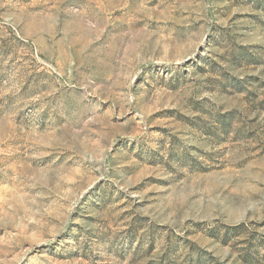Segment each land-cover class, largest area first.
<instances>
[{
    "label": "rangeland",
    "instance_id": "rangeland-1",
    "mask_svg": "<svg viewBox=\"0 0 264 264\" xmlns=\"http://www.w3.org/2000/svg\"><path fill=\"white\" fill-rule=\"evenodd\" d=\"M0 264H264V0H0Z\"/></svg>",
    "mask_w": 264,
    "mask_h": 264
}]
</instances>
